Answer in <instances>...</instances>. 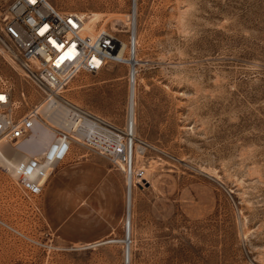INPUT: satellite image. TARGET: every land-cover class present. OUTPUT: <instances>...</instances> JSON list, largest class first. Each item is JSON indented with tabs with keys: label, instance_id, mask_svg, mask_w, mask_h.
I'll use <instances>...</instances> for the list:
<instances>
[{
	"label": "rangeland",
	"instance_id": "374dc122",
	"mask_svg": "<svg viewBox=\"0 0 264 264\" xmlns=\"http://www.w3.org/2000/svg\"><path fill=\"white\" fill-rule=\"evenodd\" d=\"M47 1L109 31L121 57L134 32V87L108 63L61 96L120 128L133 117L149 182L128 209L124 173L73 145L25 199L0 164V264H264V0ZM0 77L21 112L41 101L1 52Z\"/></svg>",
	"mask_w": 264,
	"mask_h": 264
},
{
	"label": "built area",
	"instance_id": "2783aa9c",
	"mask_svg": "<svg viewBox=\"0 0 264 264\" xmlns=\"http://www.w3.org/2000/svg\"><path fill=\"white\" fill-rule=\"evenodd\" d=\"M119 43L105 29L87 33L83 15L60 12L47 0H0V49L43 92L38 104L21 112L11 86L0 77V149L25 160L22 178L16 179L25 199L40 195L42 182L62 164L73 145L119 168L127 178V190L145 182V170L132 166L133 147L126 141L124 128L60 96L78 74L99 73L108 63L126 65L128 82L132 80L137 69L134 35L129 37L125 59L117 52ZM40 130L52 133L48 152L26 157L20 144L28 143ZM26 174H32L31 179L25 180Z\"/></svg>",
	"mask_w": 264,
	"mask_h": 264
},
{
	"label": "bare ground",
	"instance_id": "6f19581e",
	"mask_svg": "<svg viewBox=\"0 0 264 264\" xmlns=\"http://www.w3.org/2000/svg\"><path fill=\"white\" fill-rule=\"evenodd\" d=\"M97 16H98L97 14H91V16L89 18H91V17H97ZM89 25L90 24L89 23L86 24V21H85V30H86L87 33H90V32L93 31V29L91 28L92 26L89 27ZM115 31L117 32L118 30L115 29ZM133 35H134V32H133ZM0 52L3 53L1 51V49H0ZM135 54L136 53H135V50H134V57H136ZM9 61L11 63H13L14 65H17L14 62L13 59H10L9 58ZM136 61H138V60H136V58H134V62H136ZM136 74H137V69L135 70V75L133 74L134 77L132 78V80L130 79V81L128 82L129 85H131L133 87H134V84H135V81L134 80H135ZM128 77H129V75H128ZM131 81H132V83H131ZM60 96H61V94H60ZM61 99H64L65 101L70 102L69 100H67L63 96H61ZM70 103H72V102H70ZM75 106L78 107V108H81V107H79L77 105H75ZM132 109H133V107H132ZM132 111H134V109ZM130 115H131V113H130ZM133 115L134 114H132V116ZM123 128L126 131V135H127L126 136V141H129L130 140L131 145L133 147L134 161L132 162V166H134V168L136 169V164L138 163L137 160H138L139 157H141L143 155V152L145 150L146 144L138 139V137H137V135L135 133V120H134L133 117H127V112H126L125 126ZM129 132L131 134V137H129V135H128ZM51 139H52V133L49 130H40L38 132V135H36L28 143L20 144L19 149L26 155V157H28V156H37L38 154H44V155H46V153L48 152V150H47L48 149V145L51 142ZM6 152L7 151H3L2 149H0V164H2L1 166H5L16 177V179L19 178V177L22 178V174H21L22 164L24 163L25 160L24 159H18L12 153L11 154L10 153L7 154ZM144 169H145L144 181L146 183H148L149 182V178L146 175V168H144ZM51 173H49V175L46 176L44 182H42L43 183L42 184V188L48 182V179H49V176H50ZM31 175L32 174H30V175H27L26 174V175L23 176V178L25 180L26 179H31V177H32ZM207 175H209V174H207ZM125 179H127V178L125 177ZM143 184H144V182L142 183V185ZM132 189H133V187H131L129 190H127V189L125 190V202H126V206L128 207V209H129V204L132 202ZM122 225L123 226H128L129 225V233L131 232L130 216L123 217ZM127 230L128 229L126 228V231ZM108 242L123 243L122 241H115V240H110ZM102 243H104V242H102ZM105 243H106V241H105ZM98 244H100V242Z\"/></svg>",
	"mask_w": 264,
	"mask_h": 264
},
{
	"label": "water",
	"instance_id": "95a60500",
	"mask_svg": "<svg viewBox=\"0 0 264 264\" xmlns=\"http://www.w3.org/2000/svg\"><path fill=\"white\" fill-rule=\"evenodd\" d=\"M127 238H128V230L126 231V240H127Z\"/></svg>",
	"mask_w": 264,
	"mask_h": 264
},
{
	"label": "snow or ice",
	"instance_id": "6c2138e0",
	"mask_svg": "<svg viewBox=\"0 0 264 264\" xmlns=\"http://www.w3.org/2000/svg\"><path fill=\"white\" fill-rule=\"evenodd\" d=\"M3 99V97H0V100H2Z\"/></svg>",
	"mask_w": 264,
	"mask_h": 264
}]
</instances>
